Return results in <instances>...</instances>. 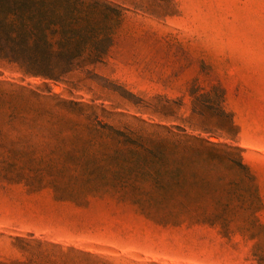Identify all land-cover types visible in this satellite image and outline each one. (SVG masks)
I'll list each match as a JSON object with an SVG mask.
<instances>
[{"label":"rangeland","instance_id":"rangeland-1","mask_svg":"<svg viewBox=\"0 0 264 264\" xmlns=\"http://www.w3.org/2000/svg\"><path fill=\"white\" fill-rule=\"evenodd\" d=\"M107 1L102 64L0 63V264H264V0ZM129 138L210 182L135 180Z\"/></svg>","mask_w":264,"mask_h":264},{"label":"trees","instance_id":"trees-1","mask_svg":"<svg viewBox=\"0 0 264 264\" xmlns=\"http://www.w3.org/2000/svg\"><path fill=\"white\" fill-rule=\"evenodd\" d=\"M123 19L122 7L107 0H0V63L15 66L26 77L63 81L105 61ZM117 154L141 182H210L191 177L196 165L191 156L163 141L129 138Z\"/></svg>","mask_w":264,"mask_h":264},{"label":"crops","instance_id":"crops-1","mask_svg":"<svg viewBox=\"0 0 264 264\" xmlns=\"http://www.w3.org/2000/svg\"><path fill=\"white\" fill-rule=\"evenodd\" d=\"M182 259L191 261V244L184 246L180 252Z\"/></svg>","mask_w":264,"mask_h":264}]
</instances>
